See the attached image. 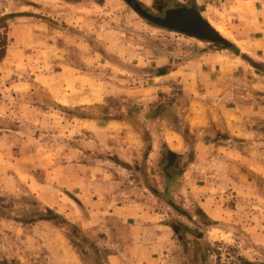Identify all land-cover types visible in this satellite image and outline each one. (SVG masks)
Masks as SVG:
<instances>
[{"label": "rangeland", "instance_id": "374dc122", "mask_svg": "<svg viewBox=\"0 0 264 264\" xmlns=\"http://www.w3.org/2000/svg\"><path fill=\"white\" fill-rule=\"evenodd\" d=\"M135 4L160 18L194 7L230 47L158 26ZM178 103L176 161L161 138L178 119L161 115ZM190 104L206 126H189L199 115ZM116 166L161 187L165 203L154 206L178 232L167 264H264V0H0V264H29L31 251L39 264L125 260L70 221L90 214L95 230L96 212L115 207L100 193L81 213L61 188L104 184ZM178 174L179 193L167 192ZM195 198L214 212L196 216ZM140 233L131 264L151 259L153 239Z\"/></svg>", "mask_w": 264, "mask_h": 264}, {"label": "crops", "instance_id": "0c3cea01", "mask_svg": "<svg viewBox=\"0 0 264 264\" xmlns=\"http://www.w3.org/2000/svg\"><path fill=\"white\" fill-rule=\"evenodd\" d=\"M189 62L192 61L189 60ZM199 69L200 71H202L203 68L200 67ZM192 73H195V75L199 77L197 75V70H193L190 77H193ZM176 79L179 80V75H177ZM189 106L190 110H193L194 113H199V115L193 117H196L197 122L189 123V126L191 128H201L206 126L208 123V118L204 115H201L203 109L196 104H190ZM168 113H170L171 115L173 114V116H175L174 118H176V120L178 119V123L177 121H175L169 126V128H166V135L164 134V137L161 138V141L167 149V154L171 152L168 155H170L171 158L173 157V159L177 161L179 159V155H181L179 153L182 150L181 142L182 144L184 143V137L179 135V103L178 105H167L161 117L168 115ZM190 113H192V111ZM191 117L192 114L190 118ZM74 167H79L80 172H82V170H84L85 168H88L83 166L82 164H76L74 165ZM55 170L56 167L49 170L48 173L55 175ZM133 171L134 170L131 167L123 168L116 166L112 171L113 173H115V175H113V173L111 172L114 177L109 176L108 181H105L104 184L91 182L87 180V178L81 177V180L79 181L80 185L74 187H61L65 189V191L70 192V194H73L78 198L80 206L77 208L81 213H83L84 211L85 213L88 212V206H93V203H91V201L89 200L92 199L93 195H95L96 198H100V193H102L103 195V206H107V208L110 206L115 207L114 209L112 208L113 214L109 217L105 215L106 212L104 211L96 212H101L102 216L97 217V223H103V226L98 225L97 229L95 230L89 228L85 229V224H89V221L93 218L90 217V214L89 217L85 215V218H82V215H77L76 217L78 218L70 221L78 224L80 230L83 232L86 238L97 236L99 231L101 232L100 236L102 238H108L110 241L109 246L113 248L114 252L117 255H126V259L123 261L121 260V258H115L117 264H131L132 260L130 257L128 259L127 252L130 246L133 245L134 242H137L139 237H142V235H140V232H143L145 237L153 239L152 245L150 246L152 252L151 254H149V258L151 257V259H149L148 264H159V262L161 264H167L166 260L169 252L168 243L173 233L171 232L172 229H169V227L167 226V222H163V213L158 211V209H156L157 207L154 206L156 204L161 207V205L165 203L162 202L161 195H159L161 194V189H159L161 187H158L157 185L146 186L144 180L137 181ZM181 175L184 176L185 173H182ZM91 178L93 179V177ZM32 180L34 181V178H32ZM32 186L40 191V189L44 187V184L34 181L32 183ZM165 187H167V192L173 190V188L175 187L176 192L179 193V174L174 177V180L172 179L170 180V182H166ZM190 191L188 193L189 196H196L191 188ZM177 193L176 196L179 197ZM195 200L196 201L192 200L193 203H195L197 208L202 210L204 214H207V212H214L211 210L210 204H208L207 202L204 204L201 201H198L196 198ZM70 208L73 210L71 205ZM215 214L217 215V212ZM191 216L194 217L193 214ZM80 217L82 218V221ZM37 224L41 226H51L46 222L38 221L35 222L32 227H36ZM31 237L35 238V241L37 242V237H35L34 235H32ZM54 237L57 238V240L59 239V242L61 244L63 243V239L61 236L54 235ZM127 246H129V248H127ZM36 253V251H31L32 256H30L29 258V254H27L28 258H25V260H28L29 264H39L37 262V259H34L35 257H33ZM112 257L114 258V256ZM18 259L19 258L17 257L16 260ZM49 260L53 261L54 264V262H57L56 260L58 259L55 260L53 259V257H51V255H49ZM61 260L62 259L58 261V264H64L63 262H61ZM14 263L17 264L18 262L14 261Z\"/></svg>", "mask_w": 264, "mask_h": 264}, {"label": "water", "instance_id": "95a60500", "mask_svg": "<svg viewBox=\"0 0 264 264\" xmlns=\"http://www.w3.org/2000/svg\"><path fill=\"white\" fill-rule=\"evenodd\" d=\"M129 1V0H127ZM134 10L137 11L143 18L148 21L165 27L174 31L186 33L193 37L207 40L211 42H217L222 44L224 47H230L229 42L223 39L198 13V11L192 8H180L178 10L169 11L167 17L160 18L154 17L144 11L139 5L133 6Z\"/></svg>", "mask_w": 264, "mask_h": 264}, {"label": "trees", "instance_id": "16d2710c", "mask_svg": "<svg viewBox=\"0 0 264 264\" xmlns=\"http://www.w3.org/2000/svg\"><path fill=\"white\" fill-rule=\"evenodd\" d=\"M244 59H246L247 57H243ZM252 65H254V66H256V67H258V65L257 64H255V63H251ZM48 212H50V211H48ZM195 215L196 216H200V215H205L200 209H196V211H195ZM57 216V215H56ZM206 216V215H205ZM54 218H58V216L57 217H54ZM191 218V220H192V222H194L195 221V219L194 218H196V217H190ZM200 218V217H199ZM203 218H207V217H203ZM40 219H51V218H47V217H41ZM205 224L206 225H209V223H210V221L208 220V218L207 219H205ZM170 226H171V228L173 229V231L176 233V234H178V232L176 231V228H174V226L172 225V224H170ZM187 226V225H186ZM187 228H189L188 226H187ZM186 231H189V230H186ZM192 236V238H194V237H196V239H198V238H200V235L199 234H192L191 235ZM177 237H179L178 239H179V242H180V244L182 245V247H184V242H183V235L182 234H180L179 233V236L177 235ZM183 238V239H182Z\"/></svg>", "mask_w": 264, "mask_h": 264}, {"label": "flooded vegetation", "instance_id": "af4514ba", "mask_svg": "<svg viewBox=\"0 0 264 264\" xmlns=\"http://www.w3.org/2000/svg\"><path fill=\"white\" fill-rule=\"evenodd\" d=\"M178 9H180V8L165 11V12H164V16H163V18L167 17V13H168L169 11H174V10H178Z\"/></svg>", "mask_w": 264, "mask_h": 264}]
</instances>
